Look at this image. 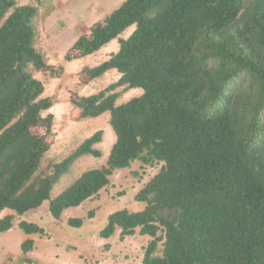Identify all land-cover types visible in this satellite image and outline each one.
<instances>
[{
	"label": "trees",
	"instance_id": "1",
	"mask_svg": "<svg viewBox=\"0 0 264 264\" xmlns=\"http://www.w3.org/2000/svg\"><path fill=\"white\" fill-rule=\"evenodd\" d=\"M38 14L36 5L0 0V214L24 215L48 202L59 220L138 161L143 169L160 167L135 197L145 208L113 213L100 238L120 230L124 240L139 229L150 238L142 264H264V0H125L93 24L65 62L117 39V52L77 76L83 84L111 70L120 77L71 103L84 119L109 113L116 141L106 166L84 172L54 198L75 162L102 157L96 146L103 131L38 173L54 136V115H44L54 101L42 98L34 72L58 77L64 70L36 48ZM131 89L142 94L118 104ZM13 221L0 219V234ZM69 225L81 227L82 219ZM18 227L46 236L36 223ZM21 250L34 251V240Z\"/></svg>",
	"mask_w": 264,
	"mask_h": 264
},
{
	"label": "rangeland",
	"instance_id": "2",
	"mask_svg": "<svg viewBox=\"0 0 264 264\" xmlns=\"http://www.w3.org/2000/svg\"><path fill=\"white\" fill-rule=\"evenodd\" d=\"M41 1L42 4L37 0H18V3L38 6L39 14L35 20L36 48L45 55L49 65L57 69L63 67L64 70L58 77L34 72V77L45 87L42 98L54 101L53 107L44 113L54 115V136L38 173H48V166L52 162L64 160L95 132L103 131V141L97 147L102 157L84 156L75 162L70 173L63 176L54 187L51 195L54 198L84 172L106 166L116 141L109 113L95 119L81 118L71 103V97L96 94L119 79L116 70L88 84L81 83L77 76L83 68H94L108 60L110 54L119 50L118 40H113L93 55L69 63L64 58L82 35L89 34L93 24L110 16L125 0ZM133 30L134 27L129 28L120 37L128 38ZM141 94V90L131 89L122 93L118 104ZM159 170V166L143 169L140 162H134L130 168L115 172L110 177V185L101 190L98 197L85 201L79 207L65 210L59 220L51 216L48 202L24 215L18 216L11 210L3 211L0 219L12 215L14 226L0 234V264H30L26 262L27 259L31 264H142L144 248L150 238L142 236L139 229L124 240L120 237V230L109 239L100 238L99 235L113 213L122 210L138 212L145 208V204L137 202L135 197ZM71 219H82V226L69 225ZM20 221L38 224L45 230L46 236H26L18 227ZM28 239L34 240L35 250L24 254L21 244Z\"/></svg>",
	"mask_w": 264,
	"mask_h": 264
},
{
	"label": "clouds",
	"instance_id": "3",
	"mask_svg": "<svg viewBox=\"0 0 264 264\" xmlns=\"http://www.w3.org/2000/svg\"><path fill=\"white\" fill-rule=\"evenodd\" d=\"M115 83V82H114ZM109 86V85H108ZM106 88V87H105ZM142 91V90H141ZM122 95V94H121ZM140 96V95H139ZM119 100V99H118ZM117 103H118V101H117ZM103 141V140H102ZM100 145V144H99ZM98 147V145L96 146V148Z\"/></svg>",
	"mask_w": 264,
	"mask_h": 264
}]
</instances>
